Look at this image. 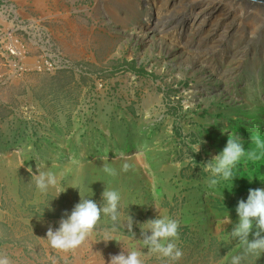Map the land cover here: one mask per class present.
Returning <instances> with one entry per match:
<instances>
[{
	"label": "rangeland",
	"instance_id": "374dc122",
	"mask_svg": "<svg viewBox=\"0 0 264 264\" xmlns=\"http://www.w3.org/2000/svg\"><path fill=\"white\" fill-rule=\"evenodd\" d=\"M213 7L227 26L215 28L219 37L206 13ZM220 129L261 151L251 137L264 139L263 7L0 0V255L11 264H109L132 250L146 252L145 264H168L141 249L139 224L156 216L179 222L174 264H230L237 254L241 264H264V254L244 255L227 238L238 201L264 188V158H242L232 189L209 188L202 164L226 145ZM202 139L192 159L188 147ZM47 171L66 189L56 198L55 188H36L33 174ZM104 187L121 195L119 220L103 216L74 250L53 249L47 230L78 191L99 204ZM108 236L121 242L101 241Z\"/></svg>",
	"mask_w": 264,
	"mask_h": 264
},
{
	"label": "clouds",
	"instance_id": "9594fccd",
	"mask_svg": "<svg viewBox=\"0 0 264 264\" xmlns=\"http://www.w3.org/2000/svg\"><path fill=\"white\" fill-rule=\"evenodd\" d=\"M220 131L222 134L228 132L226 145L218 154L202 164L203 171L208 173L207 183L209 188L215 189L221 181H230L232 189L233 180L236 178L234 173L242 158L247 157V159L252 161L264 158V139L256 136L253 141L251 137V142H254L261 151H249L244 148V141L237 134V131H232L231 129H220ZM202 143L203 139L190 144L188 155L189 150L192 153H198ZM190 157L194 159L192 156ZM104 170L109 174L114 173L111 168L106 167ZM33 176L36 188L41 193H47L50 188H55L57 191L56 198L66 190L58 187L59 181L54 172H38V174H33ZM253 177L251 179L248 178L249 182H251ZM78 193L80 196L79 202L74 205L70 212H66L61 217L59 226L55 230L52 228L47 230L45 239L48 240L49 245L53 249L61 251L74 250L95 230L96 225L103 216L108 217L113 222H117L120 218L121 195L117 190L104 187L101 193L102 203L99 204L90 198H81L79 191ZM50 201H48L45 208L50 207ZM235 211L238 220L234 223L231 231L228 232L227 238L237 240L244 250V255L258 254L260 257L264 254V235H262L264 234V188L249 189L247 198L238 201ZM128 219V227L132 232L133 218L129 214ZM178 224L179 222L176 219L168 216H156L140 223L139 227L143 236L141 249L147 248V252L159 254L167 258L168 264H174L183 255L181 249L175 243L179 235ZM132 234L134 236L133 232ZM250 235L252 239H249ZM112 240L121 242L115 236H108L101 241ZM144 253L146 252L141 250H132L127 253L121 251L119 254L110 257L109 264H145L141 258ZM225 257L227 258V254ZM242 259L243 255L241 254L232 255L230 264H241ZM0 264H11V262L7 256L0 255Z\"/></svg>",
	"mask_w": 264,
	"mask_h": 264
},
{
	"label": "bare ground",
	"instance_id": "6f19581e",
	"mask_svg": "<svg viewBox=\"0 0 264 264\" xmlns=\"http://www.w3.org/2000/svg\"><path fill=\"white\" fill-rule=\"evenodd\" d=\"M242 2L243 1H247V2H250V3H253L254 5H256V7H260V8H264V5H262V4H259V3H256V2H254V1H252V0H241ZM201 7V6H200ZM255 7V6H254ZM202 8V7H201ZM204 8V7H203ZM216 8V7H215ZM215 8L213 7V9H210V10H207L206 11V13H207V15H209V16H211V20L209 21L210 22V24L211 25H213L214 23V28H212V30H213V32L216 34V36H217V33H216V29L215 28H218V27H227L226 26V22L224 21V20H221L220 19V16L218 15L219 14V11L218 10H215ZM203 10L204 9H199L198 10V12L196 13V14H198V13H200V15L202 16L203 14ZM194 12V11H193ZM218 18V19H217ZM215 19V20H214ZM219 19H220V21H219ZM201 20V19H200ZM201 21H203V23H204V20L202 19ZM201 21H199L198 23H197V26H201L202 24H201ZM206 21V20H205ZM211 27V26H210ZM196 28V27H195ZM221 29L219 28V31H220ZM206 31L208 32V30L206 29ZM221 32V31H220ZM206 33V32H205ZM222 33V32H221ZM221 33H219V35L217 36V37H219L220 35H221ZM223 33H224V31H223ZM212 39H210V40H214L213 38L214 37H211ZM212 42V41H211Z\"/></svg>",
	"mask_w": 264,
	"mask_h": 264
},
{
	"label": "water",
	"instance_id": "95a60500",
	"mask_svg": "<svg viewBox=\"0 0 264 264\" xmlns=\"http://www.w3.org/2000/svg\"><path fill=\"white\" fill-rule=\"evenodd\" d=\"M252 1L264 5V0H252Z\"/></svg>",
	"mask_w": 264,
	"mask_h": 264
}]
</instances>
